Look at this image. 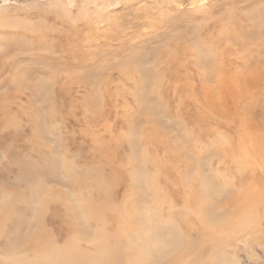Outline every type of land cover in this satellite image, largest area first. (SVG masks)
Segmentation results:
<instances>
[{"label": "rangeland", "instance_id": "1", "mask_svg": "<svg viewBox=\"0 0 264 264\" xmlns=\"http://www.w3.org/2000/svg\"><path fill=\"white\" fill-rule=\"evenodd\" d=\"M0 108V264H264V0H0Z\"/></svg>", "mask_w": 264, "mask_h": 264}, {"label": "bare ground", "instance_id": "2", "mask_svg": "<svg viewBox=\"0 0 264 264\" xmlns=\"http://www.w3.org/2000/svg\"><path fill=\"white\" fill-rule=\"evenodd\" d=\"M129 45V44H128ZM141 49V48H140ZM19 57V56H18ZM145 87V86H144ZM142 88V87H141ZM146 90V89H145ZM141 92H142V90H141ZM153 107V106H152ZM151 109V108H150ZM154 109V108H153ZM7 109H1L0 108V117H1V115H2V118H1V120L4 118V120H2V122L1 123H4L3 121H5L6 119L8 120V119H12L13 117H14V114H12L11 113V111H9L11 114H8V113H4V111L5 112H7L6 111ZM10 122V121H9ZM1 125V124H0ZM10 126V125H9ZM1 128V127H0ZM2 130V129H1ZM187 151H189V150H187ZM183 154H185V153H183ZM188 154V153H187ZM100 163V162H99ZM69 164V163H68ZM102 165V164H101ZM100 165V166H101ZM105 165V164H104ZM104 165H102V166H104ZM107 165V164H106ZM111 177H112V175H111ZM115 178V177H114ZM116 180V179H115ZM114 181V180H113ZM110 186H111V184H110ZM112 187H113V185H112ZM156 187V186H155ZM153 188V190H154V187H152ZM84 189V188H83ZM152 189H151V191H153ZM143 193V192H142ZM106 195V194H105ZM166 196V195H165ZM9 197V196H8ZM251 197H252V193L251 192H248V191H245V199H244V201L242 202L244 205L242 206V209H244V210H247L249 207H251L252 206V201H251ZM104 198V197H103ZM169 198H171V197H169ZM8 199V198H7ZM164 199H165V201L168 203V202H170L169 204L171 205V204H173V203H171V202H173V201H171L170 199V201L169 200H167L165 197H164ZM15 201H17L16 199H14ZM65 200V199H64ZM4 201H5V199H4ZM8 201V200H7ZM6 201V202H7ZM106 203H110L111 201H110V199H105L104 200ZM189 201V199L187 200V202ZM5 202V203H6ZM9 202V201H8ZM10 203H13V202H10ZM90 203H85V205H83V210L86 212V213H88V214H90V216H91V221H92V224L93 223H95V224H97V227H95V226H93V227H95V228H93L94 229V231L93 232H91L92 234H90L89 232V236H88V241L87 240H85V239H83V237H84V235H85V233H84V235H83V237H81L82 239L81 240H83V242L85 241L86 242V248H84V247H80V243L79 242H77V243H75V241H74V244L72 245V243L71 244H68L67 243V241L65 242V248H66V255H65V257L64 258H55V256H54V253L52 252V258L53 259H57V260H62L61 261V264H91L92 262H93V260L95 261V262H101V261H103V262H109L108 260H107V257L108 256H110V252L112 251V249H113V247H108V242H107V239H106V236H105V232L109 229V227H110V225H111V223L110 222H108L107 221V219L105 218V216H104V213L103 212H105V211H101L102 213H100L99 211H96V208H91L90 207V205H89ZM96 204V203H95ZM3 205V204H2ZM13 205H15L14 203H13ZM98 204H96V206H97ZM92 207H93V204L91 205ZM100 206H102L101 204L98 206V207H100ZM13 207V206H12ZM4 208H6V207H4ZM10 208V207H9ZM8 208V209H9ZM101 208V207H100ZM11 209V208H10ZM101 209H103V210H105V207L104 208H101ZM108 209V208H107ZM6 210V209H5ZM174 213H175V211H174ZM7 215V214H6ZM192 215H193V213H192ZM3 216H5V214H3ZM125 215L124 214H118L117 216H116V218H115V222H117V223H121V222H124L123 221V219H122V217H124ZM188 216V215H187ZM186 216V217H187ZM194 216V215H193ZM192 216V219L191 220H193V217ZM188 219V218H187ZM189 221H190V219H188ZM194 221V220H193ZM191 222V221H190ZM189 222V223H190ZM191 224H192V222H191ZM195 224V223H194ZM203 224H205L204 223V221H203ZM112 225H113V223H112ZM190 226V225H189ZM208 227V226H207ZM86 231V230H85ZM204 231H208V232H210L209 231V228H208V230H204ZM80 233V232H79ZM116 234L117 235H120V230L119 229H117L116 230ZM74 235H77V234H74ZM73 235V236H74ZM76 238H78L79 239V236H75ZM74 237V238H75ZM205 238H206V236H205ZM77 239V240H78ZM74 240H76V239H74ZM80 240V241H81ZM139 241H140V244H135V248L136 249H138V250H142L149 242L146 240V238H145V236H142V237H140V239H139ZM187 244H189V243H191L190 242V239L188 238L187 240ZM185 241V242H186ZM69 242H71V241H69ZM82 242V243H83ZM193 242V241H192ZM117 243V245H118V242H116ZM129 245H131V244H129ZM81 246H83V245H81ZM194 247H195V244H194ZM84 248V249H83ZM157 248H158V252H161L162 253V248L161 247H159V246H157ZM88 249H92V250H94V252L96 253L95 255L93 254V253H90V252H88L87 250ZM126 249H127V247H120V246H118L115 250H114V254H113V261L111 262L112 264H124V263H128V264H130V260L128 259V257H129V254L126 252ZM194 251V250H193ZM140 252V251H139ZM180 253V252H179ZM190 254H191V252H190ZM179 257V259H180V257L182 256L181 254H179L178 255ZM193 256L195 257V255H194V252H193ZM204 256V255H203ZM202 256V257H203ZM190 257H192V256H183V258H187V260L185 261V260H183L182 259V261H181V259H180V261L181 262H179V260H178V258H177V260L175 261L176 263L175 264H185V262H186V264H189V262L191 261L192 263L191 264H195L196 262H194L193 263V260L194 259H192V260H188V258H190ZM207 257H208V255H207ZM176 258V257H175ZM205 258V257H204ZM203 258H201V260H202ZM172 261H174V259L172 260ZM195 261V260H194ZM196 261H198V260H196ZM164 262H166V260L164 261ZM171 262V261H170ZM110 263V262H109ZM169 263V262H168ZM172 263V262H171ZM201 263V262H200ZM200 263H198V264H200ZM202 263H204V262H202ZM201 263V264H202ZM133 264H140V263H133ZM141 264H145V262H143V263H141ZM156 264H159V263H156ZM226 264H239V261L238 260H236V259H234V257L233 256H231V257H229V258H227V260H226Z\"/></svg>", "mask_w": 264, "mask_h": 264}]
</instances>
